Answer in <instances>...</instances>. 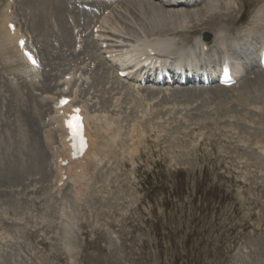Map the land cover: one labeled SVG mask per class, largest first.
Segmentation results:
<instances>
[{"label":"rangeland","instance_id":"374dc122","mask_svg":"<svg viewBox=\"0 0 264 264\" xmlns=\"http://www.w3.org/2000/svg\"><path fill=\"white\" fill-rule=\"evenodd\" d=\"M153 2L159 3L157 0ZM214 2L216 10L211 15L195 23L197 26L190 31L180 32L179 35L183 36L184 42H191L193 37L201 36L203 32L210 33L213 39L217 24L224 25L231 36L240 37L249 30L251 20L260 19L259 21L264 22V0H214ZM203 3L204 0L199 5L177 8L201 7ZM18 17L11 22L19 21L24 16L18 14ZM25 22V19L24 23L19 22L20 28L17 26L16 29L23 33L27 32ZM129 24L131 28L136 29L133 23ZM71 26L72 35H76L73 36L79 40L91 37V28L80 33L74 24ZM117 28L119 29L116 27L117 31L113 32L111 39L116 37L117 42H125L127 41L125 36L131 37ZM111 44L116 42L112 41ZM59 45L63 46L56 45V49L47 50L52 71L46 69L40 81L37 80L32 88H27L28 94L36 102L38 98L46 96L45 90L49 84L46 75L54 71H58L59 75L75 67L74 70L81 74L77 80L79 86L85 82L90 83L88 77L92 80L94 76L105 79L114 77L113 62L104 60L102 53L104 49H100L99 45L88 50L93 51L91 56L82 54V42L79 49H68L62 43ZM203 52H206V55L208 50ZM89 56L92 59H89ZM89 66L93 72L92 78L88 75ZM87 71L89 73H86ZM3 75L4 71L0 69V92L6 98L8 93ZM105 79L100 80L103 82ZM134 79L133 76L132 79L117 80L115 83L118 84V88L110 93H104L108 86L104 83L99 84L98 88H94L99 89L98 92L94 89L90 91L95 97H90L92 95L90 94V100L86 98L93 107L103 94L105 97L113 95L120 97L119 105L114 110L119 118V125L122 129L131 131L129 127H132L131 123L135 122L132 119H135L140 129L136 143L130 139L131 135L127 136L128 138L123 136L126 139L124 144H129L128 148L133 146L131 149L134 151L127 149L126 145L117 144L119 147L113 157L114 160L109 161L112 164L106 159L102 161L104 164L101 162L103 166L100 164L99 169L106 176V180L97 183L100 188L97 184L90 186L86 191V197L78 201L73 218L74 224L69 232H66L65 225L70 222L66 221L64 224L65 220L58 216L59 212L49 217L40 214L44 209L43 204H56L53 203L55 201L53 198L48 199L39 192L40 188L46 189L45 185L28 188L30 185L28 183L26 185L28 189L21 191L22 193L17 187L11 191L4 187L6 185H0V195L4 200L5 197L8 198L10 191L13 194L18 193L16 196H19L20 201H27V204L29 202V206L36 210L29 214L30 217L23 213V208L17 210L11 214L15 217L14 220L8 218L11 215L5 214L7 219L0 212V264L263 262L264 99L253 97L247 100V103H235L227 112L225 122L236 119L244 125L243 129L224 128L220 122L217 123V127L208 128L197 123L196 116L199 117L202 110L195 104L187 107L190 113L195 114V118H191L181 112L180 108L176 109L169 98L174 90L191 89L192 85L176 86L174 82L160 86L150 83L139 85ZM215 87H217L215 84H211L209 88ZM122 89L124 93H121ZM148 90L159 92L160 97L155 100L143 98L141 95L146 94ZM129 93L131 97L126 96ZM138 99L140 103L136 106ZM39 100L37 103L40 105ZM128 114L130 118L125 120ZM178 121L183 122L184 127L177 135H172L171 128L178 125ZM1 126L0 122V130ZM134 132L136 133V129ZM32 133L34 134L33 128ZM123 147L128 153L124 149L121 150ZM91 167L86 170L89 171L86 178L90 176ZM46 172L48 175V169ZM67 182L68 180L66 184ZM56 208L55 206V210ZM20 215H25L24 223L20 220ZM27 219L34 225H25ZM43 234L45 237H42ZM67 235L72 238L71 241L77 248L71 251L74 255L72 262L65 257L66 250L63 248L62 240L66 243Z\"/></svg>","mask_w":264,"mask_h":264},{"label":"bare ground","instance_id":"6f19581e","mask_svg":"<svg viewBox=\"0 0 264 264\" xmlns=\"http://www.w3.org/2000/svg\"><path fill=\"white\" fill-rule=\"evenodd\" d=\"M153 1L154 0H111L107 2L103 0H98L96 2V0H20L15 2V0H13V2L11 3L9 0H3L2 7H0V49L1 52L6 54L5 60L18 63L19 65L18 68L23 72L31 71L29 74L30 77L29 83H32V81L33 80L35 81L39 75V67H31L28 65L29 63L26 61L25 57L23 56L22 50H20L16 45V41L18 38H26L24 49L30 50L32 53H34L35 57L37 56V58H39V55L37 53L38 50L36 49L35 33L38 34L40 38H42L44 41H48V42L50 41L52 45L59 46V44L62 43L65 46H68L70 44V40L72 41V38L70 39V35H69L71 22H74L76 25H79V27H82L83 29L89 27L91 23H94L93 27L96 26L95 24L98 21L102 28L109 27L113 30H116V27H118L119 24L120 29L117 28L119 31L121 29L125 30L129 33L130 36L132 35L135 38V44L132 45V51H133L132 54L128 55L126 53V50L124 51V53L122 52L121 54L119 53V51L116 50V57L118 58L117 63L119 64V70L126 71L128 76L131 75L132 70H135L141 65H143V61H142L143 57H145L144 61L145 60L159 61L160 64L158 67L159 69L158 73H163L162 71L163 69L169 70V69H175L179 66H186L187 68L190 67V69H192V71L195 72L197 68L202 69L200 72H198L199 78L200 76H203L204 72H206L209 74V77L213 79L219 77L221 73L222 62L227 61L230 76L236 80L238 79L239 80L238 84H241V80L246 75L248 67L251 66L253 63H255V67L251 68V73L253 74V77H255L254 84L261 90H264V80H262L260 84H259L260 80L259 81L256 80V78L259 79L260 74L264 76V69H262L260 65V54L264 52V22L263 21H259L260 19L256 21L251 20L250 22L251 26L249 30L243 35H240V37L239 35L238 37L231 36L227 31L228 29L225 28L224 25L217 24L214 28V38L212 39L213 44L211 41V46L207 49L208 50L207 54L206 55L205 53L203 54L204 58L206 59L205 60L206 62H204L203 57L199 55L198 52L200 51V44L203 47L207 45V43L203 42L200 36L193 37L191 42H184L183 36H180L179 34L181 31L182 32L190 31L193 27L197 26V24L195 23L211 15L213 11L216 10L215 8L216 4L214 0H207L206 2L204 0V3L202 4L201 7L194 6L191 8L175 7L176 6L175 4L181 3L180 2L181 0H161L158 1L160 4ZM182 2L191 3L192 6L195 4L199 5L200 3L203 2V0H199V1L182 0ZM164 6L167 8H164ZM16 8L17 10H15ZM8 9L11 10L9 13L6 12ZM16 12L19 14V16L23 15L25 18L23 17L21 20L19 19V21L11 22L12 20L15 19V17L19 18ZM128 17L130 18L128 19ZM24 19L26 20L25 30L27 32L23 33L16 28L17 26H19L20 28V23H24ZM129 22L133 23V25L136 26V29L131 28ZM8 23L13 24L14 26L13 31H9L7 29ZM74 29L75 28H73V32ZM25 33H27V35ZM29 37L31 43L29 41ZM73 42L75 43V38L73 39ZM90 42H92V40ZM29 48H31L32 50ZM219 49L221 50V52L219 51ZM149 50L154 51L155 53L154 57L148 55ZM78 54L79 53H77V55ZM95 57L93 58L95 59ZM98 58L102 59L100 57ZM89 59L92 58L90 57ZM89 59H87L88 62ZM92 64L93 62L91 63V65ZM20 65H22L23 68ZM74 66H76L75 63ZM28 67L31 68L28 69ZM155 67L156 65L154 63H152L151 66L145 67L143 71L144 75H141L140 79L145 78V74H147L148 68H149L148 73L151 72L155 74L156 71H152L154 70ZM90 69L91 68L89 66V70ZM142 69L143 68H141L139 73L142 71ZM112 72L114 73V71ZM63 73L62 75L60 74L59 79L58 76L57 78H55L56 75L53 76L54 78L52 77V81L54 82L55 80L56 85L54 86V88L50 89L49 91V93L52 94V100L50 101V105H49L50 108L49 107L47 108L49 104L48 101L46 102L48 104L45 103L46 107L45 106L43 107L44 108L43 110H45L46 117L43 126L44 129H42L41 132H42L43 141L49 146L50 149L49 160L46 154L44 153V151H42L39 154V156L37 155L36 158L34 154V149L30 148L31 145H29L28 150L23 151L21 144L19 143L17 144V140L15 139V136L10 134L9 137L5 139L4 143H2L3 152L0 155L1 156L0 181L5 182L2 184H14L15 178H19L20 176H22L23 173L22 166L21 165L19 166L17 164V159L21 158L19 154L22 152H24V154L27 155V157L30 159L31 162L38 161V163H42L45 172L48 169L47 167L49 166L48 169L49 178L46 181L47 182L46 189L41 192V195L47 196L48 199L53 198L55 200L53 201V203L55 202L56 204L50 205V203L48 204L46 203L47 204L46 205L42 203L44 209L40 214L47 215L49 217L52 216L53 214L56 215V213L59 212L58 216L64 218L65 220L64 224L67 223L66 221L70 222V224L65 225V227H67L66 232H69V230L71 229V227H73L74 224L73 218L75 211L78 208L77 206L78 201L81 200L83 197H86V191L90 186H95L97 183L103 182L106 177L102 174L103 173L101 172L102 170L99 169L100 163L104 159H106L107 162L109 161L111 162V160H114L113 157L116 155L115 152L117 148L121 145L122 146L126 145L124 144L125 143L124 141L126 140L125 137L130 136L129 135L130 131L129 129H125V130L122 129L121 126L119 125V118L117 117L116 112L114 111L115 107H117L119 103L116 104L114 102L113 99L114 97L103 96L100 101L98 100L99 101L97 103L98 106L94 105L92 107L91 104L87 102L86 95L89 96L90 94H92L90 93V91L92 90L91 87L93 86L94 83H92V85L87 89L88 91H84L83 88L78 86L76 81L73 82L71 80V77L69 79H65ZM86 73H89V71H87ZM91 73L93 72H91L90 70V74L88 75L91 76ZM108 75H110V73H108ZM139 75L140 74H138V76ZM87 77L88 76L86 75V78ZM115 77H114L115 79H119V77L116 74ZM88 78H89L88 82H91L90 80L92 79H90V77ZM88 78L86 80H88ZM155 81L157 80H155V77H153L152 83H154ZM245 81H243L241 85V88L243 89L246 85H248V88L254 85V84L251 85L252 80L250 82L248 81L245 82ZM103 82L105 86H108L106 87L108 90L104 88L106 90L104 93H110L111 91L115 90V88H118L117 87L118 84L115 83V81L113 80L112 82L115 85H110L111 84L110 79H105ZM103 82L99 79V81H97L96 84L97 86L99 84L103 85L102 84ZM122 87L124 88V86ZM213 89H214L213 93L222 94L221 92L226 90V87L218 85V87ZM18 90H16V94L18 95V97L19 96L22 97V101H24L23 92ZM177 90L181 91V94L196 92V90L192 88L177 89ZM94 91L98 92V89L97 90L94 89ZM237 91H239L240 94H243V90L237 89ZM244 92L249 93L250 91L244 90ZM121 93H124V91ZM155 96H158L157 92L154 94V96H150L149 99H153V97ZM249 96L252 95L250 94ZM61 97H68L69 102L65 106L60 108L62 113L58 114L57 113L58 110L56 108L55 111H52L51 104L53 102L56 103L58 99ZM90 97H95V96H93L92 94ZM96 97H98V95H96ZM159 97L160 96H158V98ZM133 98L134 97L132 95V99ZM258 98L259 97H257V99ZM39 99L40 98H38V100ZM42 99H40L39 101H42ZM73 107H78L80 110L79 114L82 116L83 123L85 126L84 136L88 138V143H87L88 149L85 152V154L82 156V158H78V159L71 158L70 147H69V143L67 142L68 129L64 126L63 123V119L66 117V114L70 113L71 108ZM92 108H94V110ZM93 111H97V112L94 113ZM125 120H127L126 117ZM133 120L135 122L134 123L132 122L133 124L131 123L132 127H129L130 130L132 128H135L136 125H138L136 120L132 119V121ZM22 121L23 120H20L21 123ZM127 125L129 126V124ZM18 131H19V136L23 141L22 145L25 146L24 128L20 127ZM121 136L122 137L125 136V137L122 138ZM119 137H121L122 139L120 138V141L118 142ZM117 144L120 145L117 146ZM129 147L130 148L127 147V149H131V147L133 146H129ZM123 149L124 147L121 150ZM131 150L134 151V149ZM124 151L127 150L124 149ZM12 156H14L13 162H12ZM60 156L62 159H67L68 163L69 162L70 163L74 162V163H72L71 165L69 164L66 167H63L58 161V158ZM116 157L118 158V156ZM84 159H86L88 163H83ZM91 162L93 163L91 167L92 171H90V176L86 178L85 176L86 174H88L89 171L81 172V169L82 168L84 169V167H86L87 165L90 166ZM107 162L105 163L106 164L110 163ZM102 164L104 163L102 162ZM102 164L101 166H103ZM45 167L47 169H45ZM84 170H86V168ZM62 173H66V175L68 176L67 179L71 182V187H65L67 185L65 184V182H63L62 185L63 187H57L58 180L59 181L62 180ZM52 183L53 185H51ZM26 185L25 186L22 185V187L24 186L23 188L24 190L26 189ZM100 187L101 186L99 185V188ZM16 194L10 192L8 198L5 197L6 200H4L3 197L0 195V212L4 216L5 214L11 215L17 212V210H21L23 208V213L25 215L27 214L26 216L30 217L29 214L35 212L36 210H34V208L29 206V202L27 204V201H23V200L20 201L19 196L17 195L18 196L17 197ZM45 196H43L44 199L46 198ZM55 206L57 207L56 208L57 210H55ZM25 215L23 216L25 217ZM23 216L20 215V220L24 223L25 221ZM8 218L12 220L15 219L13 215H11ZM30 219H27L28 221L25 223V225L33 224L32 221L31 222L29 221ZM42 237H45V235L43 234ZM71 239L72 238H70V236L67 235L66 238L67 242L65 243L64 242L65 240H62L64 243L63 248L66 250L65 257L68 258V261H73L74 257L73 255L70 254H72L71 251H75L77 249L76 246L71 241ZM260 264H264V260Z\"/></svg>","mask_w":264,"mask_h":264},{"label":"snow or ice","instance_id":"6c2138e0","mask_svg":"<svg viewBox=\"0 0 264 264\" xmlns=\"http://www.w3.org/2000/svg\"><path fill=\"white\" fill-rule=\"evenodd\" d=\"M21 46H23V41H21ZM28 56V59L35 65L36 61L31 57L30 54L26 53ZM77 113L74 115L69 121H67L68 127L72 130L74 135H79L80 134V129H81V123H80V117L78 115L79 110H75ZM83 140L81 139V146H83Z\"/></svg>","mask_w":264,"mask_h":264},{"label":"water","instance_id":"95a60500","mask_svg":"<svg viewBox=\"0 0 264 264\" xmlns=\"http://www.w3.org/2000/svg\"><path fill=\"white\" fill-rule=\"evenodd\" d=\"M209 38H210V35H209L208 33H205V34H204V39H205V40H208Z\"/></svg>","mask_w":264,"mask_h":264}]
</instances>
